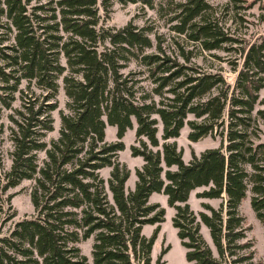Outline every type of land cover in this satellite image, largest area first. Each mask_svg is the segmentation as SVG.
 <instances>
[{
	"label": "trees",
	"instance_id": "trees-1",
	"mask_svg": "<svg viewBox=\"0 0 264 264\" xmlns=\"http://www.w3.org/2000/svg\"><path fill=\"white\" fill-rule=\"evenodd\" d=\"M114 1L156 7L170 41L152 37L149 24H106ZM221 48L240 54L233 82L201 62L203 51ZM62 74L67 111L59 109L58 135L48 142ZM23 80L30 92L20 87ZM263 86L264 33L235 35L210 0H0V107L11 108L15 92L21 96L8 114L13 148L9 169L0 172V212L10 187L34 179V213L0 236V264H89L77 242L90 236L93 264H150L159 224L150 236L142 226L161 222L165 212L149 201L153 192L174 207L172 222L192 264H252V242L244 239L249 226L238 206L249 189L264 224V139L257 130ZM186 123L189 139L217 133L221 144L185 161L174 138ZM107 124L116 127L115 141L105 139ZM159 124L163 141L153 149ZM133 127L139 144L130 145L131 154L143 163L127 192L130 170L116 156ZM104 166L111 167L106 184ZM200 186L206 188L197 197L225 195L219 207L202 201L209 211H193L189 194ZM157 264H164L161 255Z\"/></svg>",
	"mask_w": 264,
	"mask_h": 264
},
{
	"label": "rangeland",
	"instance_id": "rangeland-1",
	"mask_svg": "<svg viewBox=\"0 0 264 264\" xmlns=\"http://www.w3.org/2000/svg\"><path fill=\"white\" fill-rule=\"evenodd\" d=\"M44 1V0H41ZM214 6V11L224 20V25L228 26V29L235 35L245 37L246 39H253L264 33V0H210ZM251 1V3H250ZM247 4V6L245 5ZM249 4V5H248ZM132 20L133 23L141 26L143 24H149L154 27V31L150 33L154 37L155 32L160 33L165 38L164 43L167 44L170 40V30L165 18L159 16L156 7L150 8L147 5H142L141 2H128L120 3L114 1L111 6L110 13L105 20L106 24L119 27L124 25L127 21ZM198 50L197 48L195 49ZM205 58L201 61L204 66L211 65L215 68L222 70L223 74L229 82H233L236 71L232 69L234 65L239 64L240 54L235 50H228L226 48L213 50V54L207 51H203ZM61 61L65 64V59L61 57ZM132 66V64L130 65ZM127 69H124L126 71ZM66 70L64 73H66ZM63 73V74H64ZM62 75L58 78V90L56 93L57 108L54 109L51 114L54 118V129L48 131L45 135V140H49L58 135V127L60 124L59 109L67 111L66 99L67 96L63 88ZM31 88L35 92H40L41 89L33 87ZM21 88L31 91L26 86V80H23L20 84ZM44 92V91H41ZM259 96H264V86L259 90ZM21 105L20 92H15V99L12 102L11 108L0 107V155L2 164L0 166V172L7 171L11 163V150L13 148L12 140L10 139V126L13 125L8 114L13 113L15 107ZM1 106V105H0ZM263 105H258L260 107ZM192 115H188V118H192ZM135 126V123H134ZM189 126L186 123L180 130L179 136L175 137L178 148L182 150V157L185 161L192 157V154H199L202 150L209 147H216L221 144V137L217 133H208L197 140H191L187 134ZM258 132L260 137L264 139V120H258ZM116 127L114 125H106L105 139L107 141H115ZM160 144L153 149L161 148V125L159 124L157 132ZM124 142V148L117 153V160L123 163L130 170L129 177L125 182V190L128 192L133 189L136 182V167L141 166L143 159L140 155L131 154V144H139L135 139L134 127L126 130L122 137ZM173 140V139H170ZM45 157V151H37V160L39 165L43 163ZM110 166H104L99 170V174L104 178L105 184L110 174ZM34 179H22L17 185L10 187L6 194L12 193L11 198L4 202V209L0 212V236L7 234L14 222L23 217L31 216L34 213L33 204L30 198V191ZM206 188V186H200L193 189L188 198V202L194 212L198 213L199 210H206L201 202H208L214 207H219L220 203L224 201V197H197L195 193L198 190ZM108 198L111 199L110 192L107 189ZM250 190H247L245 197L241 200L238 209L244 216L243 224L249 226L246 229V236L244 239H248L252 242V264H264V224L255 215L251 203H250ZM150 202H159L164 207V219L159 223H146L142 226V232L146 236H150L154 233L155 228L159 224V229L154 238V242L151 249L150 264H157L158 257L161 255V260L164 264H192L191 261L186 259V248L182 245L181 240L177 234V228L173 225L172 217L175 209L167 202V196L162 192H153L149 196ZM200 232L205 241L210 246L214 256L218 255L215 245L212 242V238L208 227L200 221ZM93 242V236L80 239L77 244L79 245L81 252L86 255L89 264H93L91 247ZM164 250V251H163Z\"/></svg>",
	"mask_w": 264,
	"mask_h": 264
}]
</instances>
